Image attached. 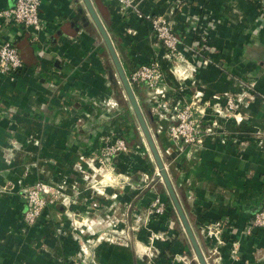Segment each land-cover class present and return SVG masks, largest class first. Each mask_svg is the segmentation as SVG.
<instances>
[{
	"label": "crops",
	"instance_id": "1",
	"mask_svg": "<svg viewBox=\"0 0 264 264\" xmlns=\"http://www.w3.org/2000/svg\"><path fill=\"white\" fill-rule=\"evenodd\" d=\"M90 1L125 74L150 60L162 65V94L153 98L138 87L134 95L208 264H264V229L243 233L264 206V0ZM13 3L0 0V10ZM146 15L165 19L180 40V59L167 57L139 18ZM39 17L44 29L34 41L22 28L0 34L24 64L13 78L0 75V264H69L100 233L103 243L80 264H144V229V242L157 255L189 253L163 184L148 181L155 168L82 1L41 0ZM213 96L237 100V111L224 114L216 105L215 115L205 109L208 121L216 122L213 139L178 153L167 136L169 116L179 104L211 102ZM119 137L128 151L112 160V183L79 171L89 170L86 160ZM41 179L62 186L68 204L59 201L26 226L21 190ZM156 197L166 207L162 216L148 212ZM209 224L225 227L222 245L199 234ZM137 225L142 230L132 231L128 241L119 239L124 228ZM111 229L116 237H108Z\"/></svg>",
	"mask_w": 264,
	"mask_h": 264
},
{
	"label": "built area",
	"instance_id": "2",
	"mask_svg": "<svg viewBox=\"0 0 264 264\" xmlns=\"http://www.w3.org/2000/svg\"><path fill=\"white\" fill-rule=\"evenodd\" d=\"M123 6H129L127 0H118ZM41 0H14L13 6L10 8L0 10V34L8 27L22 28L31 34V41L36 40L37 34L44 29V24L39 17V8ZM141 20L146 21L151 29L154 39L160 43L167 52L169 59H180V40L172 32L171 27L161 17H151L149 15L144 18L139 17ZM200 41L204 39V34H201L200 29L196 33ZM199 53L201 54L204 46H199ZM206 64V61H202ZM24 70V65L20 59L17 48L10 40L0 39V75L13 78L19 75ZM183 74V73H182ZM127 80L130 85L141 86L148 90L151 97H157L164 91L163 82L165 81V73L162 69V65L159 61L150 60L146 64L139 65L134 68L128 75ZM223 99V100H221ZM223 102V103H221ZM216 105L224 114H232L238 109L237 100L231 97H217L213 96L211 102L201 103L199 100L194 99L190 102L179 104L172 115L169 116L173 123L169 125L167 129L168 138L177 146L178 153L184 151L186 147H199L202 145L204 139L212 138L215 135V120L208 121L206 116V110L211 108L216 115ZM222 108L224 111H222ZM126 143L123 139L117 138L111 143L106 144L102 150L95 156V162L100 165V170L93 171L92 163L93 158L90 159L92 173L91 181L94 177L100 175L105 181L112 183L110 162L126 151ZM88 161V160H87ZM87 163V162H86ZM158 175V174H157ZM101 183V181H100ZM22 198L25 201V210L23 212L22 220L26 226H32L36 223L41 215L42 211L47 206H52L58 201L64 202L68 199L59 191L48 187L43 183H36L28 189L22 190ZM58 200V201H56ZM165 205L159 198H155L149 206L150 215L162 216L165 212ZM75 223V222H74ZM255 228L264 229V208L255 212L250 218L249 222L243 229L244 234H250ZM225 229L220 224H209L199 228V234L210 241H215L217 245H222V232ZM233 234V233H232ZM151 242V241H150ZM238 243L233 240L230 243L232 247V254H236ZM216 254V248L210 251V254ZM87 244H82L80 248V256L74 260L70 259L69 264H80L81 261H85L89 256ZM150 257L153 259L157 253L151 252ZM149 257V256H148ZM205 257V260L207 261ZM208 263V262H207Z\"/></svg>",
	"mask_w": 264,
	"mask_h": 264
},
{
	"label": "water",
	"instance_id": "3",
	"mask_svg": "<svg viewBox=\"0 0 264 264\" xmlns=\"http://www.w3.org/2000/svg\"><path fill=\"white\" fill-rule=\"evenodd\" d=\"M82 4L84 6V9L89 16L90 20L92 21L94 27L96 28L99 36L101 37L106 51L108 53V56L111 60V63L113 65L115 74L119 80V84L121 87V90L124 94V98L129 104V108L132 111V114L137 122L138 128L145 140V143L147 145V148L150 152V155L152 157L153 163L156 167V170L158 172V175L161 179V182L164 186V189L166 191L167 197L170 201V204L177 216V219L180 223V226L182 227V230L188 240V243L190 245V248L194 254L195 261L197 264H208L205 260L204 254L199 246V243L196 239V236L194 235V232L192 228L190 227L186 216L184 214V211L182 209V206L177 198V195L174 191V188L171 184V181L168 176V172L164 166V163L162 161V158L160 156L159 150L155 144V141L153 139V135L148 128V125L146 123V119L144 118V115L140 109V106L136 100V97L134 95V92L132 90L131 85L129 84L126 74L124 70L122 69L121 63L119 61V58L115 52V49L112 45V42L110 41V38L108 37L101 21L99 20L93 6L90 0H81Z\"/></svg>",
	"mask_w": 264,
	"mask_h": 264
},
{
	"label": "rangeland",
	"instance_id": "4",
	"mask_svg": "<svg viewBox=\"0 0 264 264\" xmlns=\"http://www.w3.org/2000/svg\"><path fill=\"white\" fill-rule=\"evenodd\" d=\"M119 88V87H118ZM121 97H122V95H121ZM122 98H124V97H122ZM125 99V98H124ZM131 117L133 118V116L131 115ZM136 128H137V132L139 133V136H140V141H141V149L143 150V153L145 154V156L147 157V160L150 162V164H151V167L154 169L155 168V171H153V176H151V178L148 180L149 182L151 181V183H158V184H161L162 182H161V179H160V177H159V175H157L158 174V172H157V170H156V167H154L155 165H153V160H152V158H151V155H150V152H149V150H148V148H147V145H146V143H145V140H144V138H143V136H142V134H141V132H140V130H139V128H138V126L136 125ZM120 138V137H119ZM113 140H109V143H111ZM128 151V148H126V151L125 152H127ZM124 152V153H125ZM91 158H95V156H93V157H91ZM88 160V161H87ZM86 160V162H85V166H87V168L89 169V170H85V168H83V170L81 169V170H79V171H83V175H91L90 174V171L92 172V169H91V167H89L92 163H94L95 162V159H94V161L91 163L90 162V159H87ZM91 163V164H90ZM113 162H110V168H108V171H113L114 170V165L112 164ZM93 165V171L94 170H100V165H98V163H94V164H92ZM89 171V172H88ZM93 181H99L98 179H96V178H94V180ZM38 182H40V183H43V184H45V185H47L48 187H50V188H52V189H54L55 191H59L61 194H64L63 192H62V190H61V188H62V186L61 187H59V185H57V184H54V183H52L53 181L52 180H50V179H41V180H38V181H36V182H34L32 185H30V186H28V187H25V188H23L22 190H25V189H28V188H30L31 186H34L36 183H38ZM162 185V184H161ZM22 190H21V193H22ZM157 192L159 193V194H161L158 190H157ZM163 196H164V198H168L167 197V195L165 194V192L163 191ZM165 199V200H166ZM56 201H58V200H56ZM68 201V199L67 200H65L64 202H67ZM59 202V201H58ZM48 207H50V206H47V207H45V209L44 210H46V208H48ZM44 210L42 211V213H41V215L43 214V212H44ZM148 212H149V210H148ZM41 215L39 216V218L41 217ZM68 215L73 219V218H75V215L73 214V213H70V212H68ZM149 215H150V212H149ZM78 219V218H77ZM80 222H81V220H80ZM136 228H137V230L138 229H140L141 228V226L139 225H137V226H129V227H126V228H124V232H123V235H119L120 234V230L119 231H117L119 234V239H121V241H128L129 239L128 238H130V233L132 232V231H135L136 230ZM117 229V228H116ZM116 229H111L110 230V234H108V237L109 238H112V237H116L115 235H114V233L116 232ZM140 230H142V229H140ZM144 231V232H143ZM145 229L144 230H142V232H140L141 233V240H140V246L142 247V249H143V253H142V255H144V256H142V262L144 263V264H160V263H158L157 261L155 262L154 261V259H153V257H150V253L151 252H153V250H152V246H151V244L150 243H148V241L149 240H147V242H144V240H145V238L147 237V238H149L148 237V234L149 233H145ZM139 233V232H138ZM103 235H104V233H100V234H98V235H96L88 244H87V247H88V251L90 252V254H92L93 252L92 251H94V249H95V247L98 245V244H100V243H103V241H102V237H103ZM118 237V236H117ZM146 238V239H147ZM99 239H101V241H99ZM139 241V240H138ZM141 248H140V252H142L141 250H142ZM187 251L189 252V253H187L186 251H184V250H178L176 253V255L174 256H172V257H170V261H171V264H197V262L195 261V259H194V254H193V252H192V250H191V248L187 245ZM141 254V253H140ZM149 256V257H148ZM169 264H170V262H169Z\"/></svg>",
	"mask_w": 264,
	"mask_h": 264
},
{
	"label": "trees",
	"instance_id": "5",
	"mask_svg": "<svg viewBox=\"0 0 264 264\" xmlns=\"http://www.w3.org/2000/svg\"><path fill=\"white\" fill-rule=\"evenodd\" d=\"M16 47V46H15ZM17 48V47H16ZM17 51H18V48H17ZM20 59H21V57H20ZM21 61H22V59H21ZM22 64H23V61H22ZM24 65V64H23ZM134 69V68H133ZM133 69L130 71V72H127L126 71V76L128 77V75L133 71ZM163 69V68H162ZM131 87H132V90H133V92H134V94H135V92H136V90H137V88L139 87H141V86H136V85H131ZM120 139H122V138H120ZM166 204L168 205V206H170V209H172V207H171V204H170V201H169V199L167 198V200H166ZM52 206H55V204L54 205H52ZM261 208H264V206H261L257 211H259ZM165 211H166V209H165ZM256 211V212H257ZM172 212H174L173 211V209H172ZM165 213V212H164ZM166 213H167V211H166ZM233 241V240H232ZM76 253H77V257H80V248H78V250L76 251ZM75 253V254H76ZM79 260L81 261V259L79 258ZM69 261H70V259H69ZM154 261L156 262H158V263H160V264H169V262H170V264H171V261L168 259V258H166L165 256H164V254L162 253V254H158V255H156V257L154 258Z\"/></svg>",
	"mask_w": 264,
	"mask_h": 264
}]
</instances>
